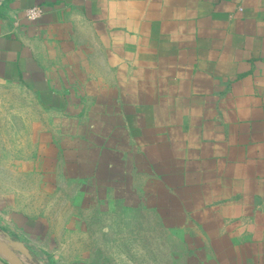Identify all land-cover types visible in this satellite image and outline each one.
I'll list each match as a JSON object with an SVG mask.
<instances>
[{
    "label": "crops",
    "instance_id": "obj_1",
    "mask_svg": "<svg viewBox=\"0 0 264 264\" xmlns=\"http://www.w3.org/2000/svg\"><path fill=\"white\" fill-rule=\"evenodd\" d=\"M33 5L43 13L27 20ZM87 103L119 134L170 145L171 159L186 148L232 204L236 238L264 240V0H0V175L29 172L6 166L5 144L50 145L51 127ZM0 207L29 264H98L52 233L51 248L28 241L29 203Z\"/></svg>",
    "mask_w": 264,
    "mask_h": 264
},
{
    "label": "rangeland",
    "instance_id": "obj_2",
    "mask_svg": "<svg viewBox=\"0 0 264 264\" xmlns=\"http://www.w3.org/2000/svg\"><path fill=\"white\" fill-rule=\"evenodd\" d=\"M91 107L68 111L50 145H4L6 166L29 172L0 175V187L33 190L0 192V205L29 203L34 219L23 222L37 239L28 241L51 248L52 233L59 250L98 264H264V240L236 238L232 204L207 190L186 148L171 159L170 145L119 134Z\"/></svg>",
    "mask_w": 264,
    "mask_h": 264
},
{
    "label": "water",
    "instance_id": "obj_3",
    "mask_svg": "<svg viewBox=\"0 0 264 264\" xmlns=\"http://www.w3.org/2000/svg\"><path fill=\"white\" fill-rule=\"evenodd\" d=\"M0 253L10 264H29L32 254L26 244L0 230Z\"/></svg>",
    "mask_w": 264,
    "mask_h": 264
},
{
    "label": "built area",
    "instance_id": "obj_4",
    "mask_svg": "<svg viewBox=\"0 0 264 264\" xmlns=\"http://www.w3.org/2000/svg\"><path fill=\"white\" fill-rule=\"evenodd\" d=\"M42 13L43 10L39 5L29 6L24 10V16L27 20H36L40 18Z\"/></svg>",
    "mask_w": 264,
    "mask_h": 264
}]
</instances>
